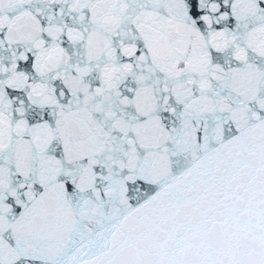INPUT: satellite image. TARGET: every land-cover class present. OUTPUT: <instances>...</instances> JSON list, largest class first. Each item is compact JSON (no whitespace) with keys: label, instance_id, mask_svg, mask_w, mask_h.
I'll use <instances>...</instances> for the list:
<instances>
[{"label":"snow or ice","instance_id":"snow-or-ice-1","mask_svg":"<svg viewBox=\"0 0 264 264\" xmlns=\"http://www.w3.org/2000/svg\"><path fill=\"white\" fill-rule=\"evenodd\" d=\"M0 264H264V0H0Z\"/></svg>","mask_w":264,"mask_h":264}]
</instances>
